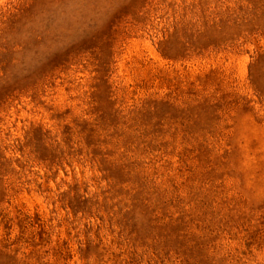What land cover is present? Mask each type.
Wrapping results in <instances>:
<instances>
[{"label": "rangeland", "instance_id": "1", "mask_svg": "<svg viewBox=\"0 0 264 264\" xmlns=\"http://www.w3.org/2000/svg\"><path fill=\"white\" fill-rule=\"evenodd\" d=\"M0 264H264V0H0Z\"/></svg>", "mask_w": 264, "mask_h": 264}]
</instances>
